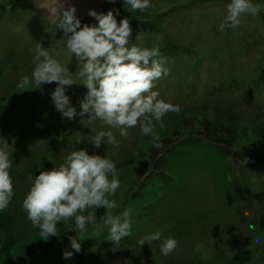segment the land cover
<instances>
[{
    "label": "rangeland",
    "instance_id": "374dc122",
    "mask_svg": "<svg viewBox=\"0 0 264 264\" xmlns=\"http://www.w3.org/2000/svg\"><path fill=\"white\" fill-rule=\"evenodd\" d=\"M57 2L74 7L81 26L97 23L90 9L118 12V23L127 18L130 43L157 47L166 57L169 73L155 82V90L181 111L162 118L155 142L140 133L139 124L124 139L99 119L88 123L90 114L79 115L87 88L74 83L65 88L78 115L62 118L51 99L56 82L19 86L23 76L31 77L37 42L68 63L70 72L79 70L63 30L55 32L61 5L0 0V142L4 139L10 152L13 148L14 188L9 206L0 211V264H264V174L248 168L233 174L230 159L194 135L223 125L234 129L231 137L243 147H264V0H253L262 5L258 15L243 14L239 25L223 30L219 25L229 0H152L142 11L128 9L124 0ZM224 128L218 134L230 136ZM102 129L113 131L119 143L106 145L102 138L96 149L90 140ZM77 148L116 164L120 187L110 199L118 208L109 211L132 210V234L119 248L104 239L106 227L99 223L104 206L95 211L97 226L79 233L71 220L64 221L57 225L58 235L46 240L22 207L29 175L59 166ZM153 231L176 239L173 253L161 254L162 241L139 244ZM70 237L81 238V250L66 259Z\"/></svg>",
    "mask_w": 264,
    "mask_h": 264
},
{
    "label": "clouds",
    "instance_id": "9594fccd",
    "mask_svg": "<svg viewBox=\"0 0 264 264\" xmlns=\"http://www.w3.org/2000/svg\"><path fill=\"white\" fill-rule=\"evenodd\" d=\"M58 8L56 29L63 30V39L70 58L75 54L79 62L78 71L70 72L67 64L50 55L48 48L37 42L34 49V69L31 77L25 75L20 85L32 81L42 83L56 82L51 93L52 102L62 118L69 120L78 115L76 107L66 94L65 86L83 84L87 92L80 101L79 115L90 114L88 123L99 119L110 128L119 130V136L129 138V128L139 124L142 135H148L155 142L159 139L157 126L164 127L163 117L168 112L179 113L181 107L160 98L156 81L167 76V59L157 47H140L130 43L131 28L129 20L123 18L117 22L113 10L98 13L90 9L88 14L97 23L83 24L76 15L74 7ZM130 10H145L152 7V0H124ZM262 5L253 0H229L226 15L219 25L220 30L236 27L243 14L258 15ZM74 74V75H73ZM76 77L81 78L78 82ZM84 122L83 120L81 121ZM104 144L116 145L119 141L111 130H100L90 140L96 149ZM9 144L0 142V211L5 210L14 196L13 181L10 175L12 160ZM231 180V175L228 176ZM30 188L26 193L22 207L28 220L39 235L48 239L58 235L57 225L71 220L76 232L84 233L90 226H97L95 211L104 206L107 211L99 223L106 227L104 239L112 241L119 248L121 241L132 234V210L124 209L117 214L109 211L118 208L110 199L120 187L117 167L106 155L89 154L86 149L71 150L63 163L50 170L40 171L34 177L30 174ZM78 237V236H77ZM70 237L72 250L64 251L66 259L81 250V238ZM160 243V252L168 256L177 247L174 237H164L160 231H153L143 236L140 245L145 242L152 245ZM260 243V237L256 238Z\"/></svg>",
    "mask_w": 264,
    "mask_h": 264
},
{
    "label": "trees",
    "instance_id": "16d2710c",
    "mask_svg": "<svg viewBox=\"0 0 264 264\" xmlns=\"http://www.w3.org/2000/svg\"><path fill=\"white\" fill-rule=\"evenodd\" d=\"M223 125L220 126V129H216V124L210 127L207 131H205V135L203 136V130L200 129L199 133L194 134L197 139L203 141L205 140L206 145L213 149L214 152L219 155L223 154V157H228L229 166L231 165L233 168L232 173L234 174L235 168H248L253 173L264 174V147L259 146H245L243 147L239 144V141L234 140V136L231 137V134H234V129L232 127L224 128L227 130V133L230 136H224L225 133L218 134V131H222ZM207 138V139H206ZM184 141L181 140L178 145H181ZM177 144L174 147L178 146ZM165 156L171 155L166 152H163ZM160 163V162H159ZM244 175L242 174L238 180L243 181ZM242 187V183L236 188L237 193L240 192V188ZM235 190V189H234ZM247 196V195H246ZM249 196V195H248Z\"/></svg>",
    "mask_w": 264,
    "mask_h": 264
}]
</instances>
